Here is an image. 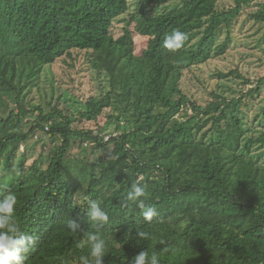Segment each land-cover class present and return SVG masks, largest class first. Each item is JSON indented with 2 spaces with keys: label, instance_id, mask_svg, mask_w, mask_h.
I'll list each match as a JSON object with an SVG mask.
<instances>
[{
  "label": "trees",
  "instance_id": "trees-1",
  "mask_svg": "<svg viewBox=\"0 0 264 264\" xmlns=\"http://www.w3.org/2000/svg\"><path fill=\"white\" fill-rule=\"evenodd\" d=\"M254 1L233 0L220 11L218 0H184L149 14L169 0H138L115 38L112 26L129 0H0V194H16L15 219L35 239L25 264L91 259L89 232L105 240L104 264H133L141 251L159 264H264V165L252 156L264 132L252 135L240 117L264 77L253 86L236 71L218 73L253 87L231 99L213 92L205 106L180 87L185 71L226 53L231 38L217 45L221 31ZM251 19L264 25V10ZM174 30L188 40L173 52L164 39ZM136 38L144 40L139 52ZM73 50L86 51L108 80L106 94L79 113L97 122L110 111L118 134L107 141L73 130L71 115L51 104L45 112L28 102L44 67ZM37 132L55 144L44 168L21 151ZM77 141L91 144L84 160L70 155ZM133 183L145 188L144 208L128 199ZM84 195L100 203L106 224L88 217ZM147 207L158 212L151 222L142 216Z\"/></svg>",
  "mask_w": 264,
  "mask_h": 264
},
{
  "label": "rangeland",
  "instance_id": "rangeland-1",
  "mask_svg": "<svg viewBox=\"0 0 264 264\" xmlns=\"http://www.w3.org/2000/svg\"><path fill=\"white\" fill-rule=\"evenodd\" d=\"M184 0H169L164 6L149 8L147 13L155 14L171 11L182 6ZM138 0H129V8L124 16L118 18L111 29L115 38L119 37L124 30L128 15L135 11ZM233 6V0H218L217 9L227 10ZM264 10V0H255L244 7L240 16L228 29L223 28L217 45L221 44L229 35L231 43L227 51L221 57L213 58L207 63L185 71L180 83L181 90L193 101L205 106L211 100L214 92L222 97L231 99L239 97L248 88L253 87L257 81L264 77V25L255 23L251 14ZM137 52L144 45V40L135 39ZM238 72L243 78L253 83V86L242 82L240 79L229 77L219 79L218 73ZM108 91V80L103 73H97L90 67L86 51L73 50L70 55L58 59L53 65L45 66L42 70L39 83L31 90L28 102L31 105H40L48 112L49 105L57 107L64 114L71 115L74 120L72 129L75 131L90 130L94 135L105 138L116 136V123L109 121L110 111L102 114L97 122L83 121L79 113L85 111V102L91 97H102ZM240 117L243 123L252 132V135L264 132V85L261 92L253 98H247L241 107ZM15 109L13 103L8 104V110ZM29 118V117H28ZM35 122L34 118H29ZM123 124V123H122ZM121 124V125H122ZM55 144H52L45 133L37 132L26 143L21 151L28 150L29 162L37 158L42 162L39 167L48 164L49 152ZM91 144L77 141L70 155L84 160L90 150ZM98 157L100 154H97ZM252 156L264 165V146L255 147ZM90 157V156H88Z\"/></svg>",
  "mask_w": 264,
  "mask_h": 264
},
{
  "label": "clouds",
  "instance_id": "clouds-1",
  "mask_svg": "<svg viewBox=\"0 0 264 264\" xmlns=\"http://www.w3.org/2000/svg\"><path fill=\"white\" fill-rule=\"evenodd\" d=\"M188 40V34L179 30H174L164 39V47L170 51L179 50ZM147 195L145 188L139 183L131 185L128 192V199L132 202L139 201L140 207L144 208L143 198ZM82 199L88 205V217L99 227L106 224L109 220L108 214L101 208L100 203L89 199L84 195ZM18 198L15 193L7 192L0 194V264H25L27 254L31 251L30 245L35 243L33 236L21 232L15 219ZM158 212L155 207H147L143 210L142 216L146 222H151ZM71 231L76 232L77 225L72 222L69 224ZM137 236L141 239H148L149 233L139 231ZM90 248V257H80V264H104L106 244L103 238L96 232H89L86 241ZM161 243H164L161 241ZM80 247H84L81 243ZM133 264H159L156 254L149 259L147 251H141L134 256Z\"/></svg>",
  "mask_w": 264,
  "mask_h": 264
}]
</instances>
